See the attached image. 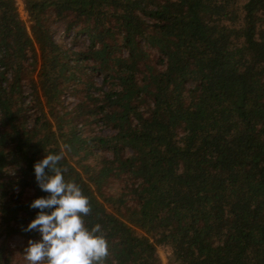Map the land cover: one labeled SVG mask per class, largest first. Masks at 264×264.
<instances>
[{
  "label": "trees",
  "instance_id": "trees-1",
  "mask_svg": "<svg viewBox=\"0 0 264 264\" xmlns=\"http://www.w3.org/2000/svg\"><path fill=\"white\" fill-rule=\"evenodd\" d=\"M25 3L0 0V264L42 239L34 164L60 153L104 264H264V0Z\"/></svg>",
  "mask_w": 264,
  "mask_h": 264
},
{
  "label": "clouds",
  "instance_id": "clouds-1",
  "mask_svg": "<svg viewBox=\"0 0 264 264\" xmlns=\"http://www.w3.org/2000/svg\"><path fill=\"white\" fill-rule=\"evenodd\" d=\"M62 159L63 153L46 154L34 164L38 186L49 195L30 205L39 212L24 231L37 230L42 239L28 241L25 259L29 264H104L108 241L100 224L86 226L89 198L77 183L65 180Z\"/></svg>",
  "mask_w": 264,
  "mask_h": 264
},
{
  "label": "rangeland",
  "instance_id": "rangeland-1",
  "mask_svg": "<svg viewBox=\"0 0 264 264\" xmlns=\"http://www.w3.org/2000/svg\"><path fill=\"white\" fill-rule=\"evenodd\" d=\"M19 11L20 17L26 22L27 25H30L29 21V14L27 11V8H21ZM52 30L54 31V37L57 41L64 42L66 45H71V39L70 36H67L65 34V27L62 23H56L53 24ZM97 82L101 83L102 79L97 78ZM65 103L69 107H73L77 103V98L73 97L71 94L66 93V95L63 97ZM97 130L98 128L95 127ZM101 130V129H100ZM110 132L104 131V134H109ZM9 244L11 247L14 248V264H29V262L25 259V248H26V241L20 237V236H13L9 239ZM158 253L159 256L163 262V264H171L169 262V255L170 250L168 247H165L164 245L158 246Z\"/></svg>",
  "mask_w": 264,
  "mask_h": 264
},
{
  "label": "built area",
  "instance_id": "built-area-1",
  "mask_svg": "<svg viewBox=\"0 0 264 264\" xmlns=\"http://www.w3.org/2000/svg\"><path fill=\"white\" fill-rule=\"evenodd\" d=\"M16 5L18 7V10H20L21 8H26L25 0H16Z\"/></svg>",
  "mask_w": 264,
  "mask_h": 264
}]
</instances>
